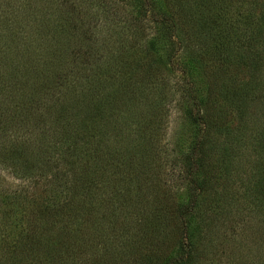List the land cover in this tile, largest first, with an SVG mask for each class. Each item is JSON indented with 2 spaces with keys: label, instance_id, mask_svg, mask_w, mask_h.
<instances>
[{
  "label": "trees",
  "instance_id": "1",
  "mask_svg": "<svg viewBox=\"0 0 264 264\" xmlns=\"http://www.w3.org/2000/svg\"><path fill=\"white\" fill-rule=\"evenodd\" d=\"M5 1L11 0H0V164L25 182L39 186L43 181L47 189L43 192L51 194L45 206L33 208L32 218L28 215L30 233L22 243L31 246L14 247V259L7 260H17L26 251L36 255L33 260L41 259V264H105L109 261L105 254L115 250L108 255L115 260L116 255H134L132 264H194V257L199 259L203 251L213 248L212 243L204 245L197 238L201 232L195 221L197 209L210 197L212 214L221 209L218 195L210 193L206 146L216 141L220 148L211 151L226 160L234 142L218 141L222 134L216 136L219 132L206 109L216 102H211L209 91L200 92L187 80L191 69L193 73L202 65L201 53L189 50L193 53L181 61V91L186 92L182 105L190 118L187 124L195 131L194 141L186 158L174 161L182 165L181 177L176 173L177 183L183 182L188 198L149 194L163 177L167 152L161 136L169 83L164 75L174 77L176 63L172 56L165 62L154 44L146 50L139 48L129 56L133 60L127 61L129 57L119 54L127 42L122 32L125 26L145 21L156 3L166 8L160 20L164 23L173 26L177 13L189 32L191 26L197 30L199 46H205L201 50L223 64L220 78L243 118L251 104H263L264 111V86H257L254 78L248 84L255 87L246 83L244 89L241 84L236 87L230 66L264 74V0H61V9L53 13L56 19L50 24L55 51H48L40 69L28 64L32 57L25 52H37L29 38L23 40L25 48L18 43L22 33L34 32L26 25L42 17V9L37 11L29 1L27 17L32 20H22L23 25L12 12L10 17L2 16ZM119 10L121 17L114 20ZM44 14L52 16L48 10ZM122 14L131 16L130 24ZM115 21L121 22L120 28ZM13 22L20 26L14 28ZM176 30L181 49L189 48L191 33L186 37L179 27ZM7 47L20 54V64L6 57ZM192 111H196L194 116ZM10 136L12 141L7 140ZM251 170L258 188H245V203L264 214V155L253 161ZM127 197L136 204L132 209ZM33 201L36 206L37 200ZM174 217L179 239L173 252L165 255ZM105 227L111 229L104 232ZM131 227L138 229L131 232ZM204 227L210 231L209 224ZM40 229L45 232L37 235Z\"/></svg>",
  "mask_w": 264,
  "mask_h": 264
},
{
  "label": "rangeland",
  "instance_id": "2",
  "mask_svg": "<svg viewBox=\"0 0 264 264\" xmlns=\"http://www.w3.org/2000/svg\"><path fill=\"white\" fill-rule=\"evenodd\" d=\"M29 1L38 7L37 11L42 9L41 15L43 16L34 23H27V28H33L34 32L31 30L27 33L18 32L23 35H20L23 39L21 43L18 44L23 45L22 48H25L26 46L23 40L29 38V41L33 44H31L32 49L37 48V52H33V54L25 52L32 57L28 64H32L34 68L40 69V67L45 64L46 59H44V57L47 55L48 51H51L56 45V39L50 33V24L54 18L56 19V17H53V13H58L60 11L62 1H5V5L2 8V16L10 17V13L12 12L14 13L13 17L15 16V18L21 22L22 20L31 21L32 19L27 17L31 10L29 9ZM98 6L99 4H96L97 8ZM165 9L164 6L161 8V6L156 3L154 11L149 14V17L145 19V21L141 23L136 22L134 25H131L132 27L125 26L122 35L126 36L127 42L124 46L120 47L117 45V42L114 46L116 49L120 47L122 51H120L119 54L123 56L126 55L125 59H127L137 51H140L141 47L146 50L149 48V45L151 46V44H154L159 50V55L165 62H169L172 56V58H174L173 61L177 64H174L177 70L174 77L171 78L168 74L166 77L164 75V78L167 79L169 83L168 87L165 89V96L168 98V103L164 110L165 121L162 124L163 133L161 136V145L164 147L167 154H165V158L163 156V177L159 182V186H151L149 194L162 193L161 196L163 198L165 194H169L170 197L182 196V199L188 198L189 193L187 194V189L185 185H183V182L179 181V183H177L178 176L176 173H178L179 176L183 173L181 172L182 165L181 163L179 166L175 165L180 159L183 161L184 158H186L189 146L194 141L195 132L191 130L187 124L190 118L186 115V112H184L185 108L182 105L183 97L186 96V92L185 90L181 91L184 82L181 73L183 69L181 61L187 60L189 57L188 55L193 53L189 50H198L199 53H201L199 57L201 58L202 65H199L200 68L198 69H193V73L191 69L190 75H187V80L194 83L196 90L205 93L209 91L212 98L211 102L214 101L216 104H208L206 109L214 129L219 132L216 136L219 137L222 134V137L217 139H219L218 141L220 143L225 142V140L234 142V146L227 155L228 159L226 160H220L217 154L215 156L213 154L214 152L211 151L210 148L212 147L216 149V152L219 150L220 145L216 141L212 140L206 146V148H208L207 150L210 151L206 159V166L212 183V192L210 193H216L218 195L221 201V209L217 211V213L212 214L210 210L212 197L202 202L197 209L198 214L195 221L201 231L198 232L197 238L204 245L212 243L213 248L209 249L210 251H203L199 259L194 257V264H208V261L209 264H264V214H262L259 209H251L250 205H246V199L244 198L246 187L250 189L258 188V186L254 184L255 177L251 170V166L253 161L259 160V157L264 155V137H262V135L258 137L259 132L264 129L263 104L259 102V104H251L248 109V114L241 118L237 112V105L232 102V94L227 90L229 88H227L226 82H223L224 79L220 78L221 72L219 71L223 69V64L220 62L219 58L211 56L208 53L206 54L201 50L205 49V46H199V34L197 35V30L191 26V32H189L187 25H181L177 13L173 21V26L170 22L164 23L160 21L165 17V14H163ZM47 10L52 16L44 14ZM119 12L114 13V20L120 19L121 11L119 10ZM127 14L128 9L126 11V15ZM33 16H35V13ZM123 17L124 21L130 24L131 16L128 15V18L123 15ZM119 22L115 21V25H118V28H120L119 24H121V22ZM22 23L25 25V21ZM12 25L14 28L15 26H20L14 22ZM176 27L183 30L186 37L191 33L193 41H191L192 45L189 48L185 46L181 49V46L177 43V38L180 36V33L176 30ZM0 46H3V44H0ZM56 47H59V45ZM116 49H114V54L117 53ZM34 51L36 50L34 49ZM250 53L254 54L253 52ZM6 57H11L15 64L21 63L20 54L18 55L14 50L12 51L11 48H6ZM132 60V57L127 59V61ZM194 62L196 61L194 60ZM230 63L231 61H229V64ZM196 66L198 67V65ZM230 68V70H232L230 75L234 77L232 80L238 84L236 87H239L241 84L244 89V84H248L249 82L252 83L251 80L254 78L257 86H259V83L264 86V74L261 71L258 72V75H255L244 67L238 69L234 66H230ZM262 68L264 72V62L262 63ZM252 75L254 76L252 77ZM248 85L255 87V84ZM257 91L262 93L261 89ZM195 114L196 111H192V115L194 116ZM22 131V135L26 136L24 132L26 130ZM7 140L12 141L13 136H10ZM175 159L176 162L174 163ZM43 190L47 191L46 184H43V181L39 182V186L33 185L30 182H25V180L17 178L10 170H7L0 164L1 264L42 263L41 259H37V261L33 260L32 257L36 255L26 254V251L23 255L18 256L17 260H11L9 258L7 260V257L13 258L11 250H14V247L18 249L19 246L22 245L31 246L22 243V240L25 238L26 234L30 233L28 228V215L32 218L36 213L34 210L45 206L48 203V198L51 196V194H47L43 192ZM127 198L129 201L127 205H130L132 209L133 207L131 205L136 204L130 202V197ZM235 199L238 201L234 202ZM33 200H37L36 206L33 205L35 204ZM61 203L62 199L60 200V204ZM167 203L168 206H170V202L167 201ZM213 205L215 206V204ZM174 206L175 201L172 203V209ZM30 212H32V214ZM132 212L135 213V211ZM201 220L203 222H201ZM208 224L210 225V231L204 227ZM169 225L170 237L169 240H166L164 245V249L168 251L164 253L165 255L173 252L179 239V235L177 234V227L179 225L177 224V220L175 221V217ZM86 227L88 228V224ZM109 229L105 227L103 231L107 232ZM137 229L138 227L130 228L131 232H135ZM90 231L92 230L90 229ZM36 232L37 235H39V233L44 234L45 231L43 232L42 229H40V231ZM140 234H142V230ZM135 238L139 239L140 236L138 235ZM135 238L134 241L136 240ZM131 249L132 253H134V248ZM202 249L205 250L206 247H201V250ZM112 251L114 252L115 250ZM112 251L105 254V256L109 258V261L105 264L133 263V259L135 258L134 255H116L118 260H115L114 257L108 255L109 253L111 254ZM101 253L103 254V252ZM29 256H31V258H29ZM63 260L67 261V258L63 257ZM201 260L202 262L200 263Z\"/></svg>",
  "mask_w": 264,
  "mask_h": 264
}]
</instances>
